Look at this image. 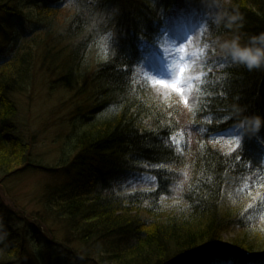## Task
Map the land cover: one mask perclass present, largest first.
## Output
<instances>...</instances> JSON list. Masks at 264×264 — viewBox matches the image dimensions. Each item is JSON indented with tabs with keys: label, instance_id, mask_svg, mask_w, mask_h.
Masks as SVG:
<instances>
[{
	"label": "trees",
	"instance_id": "obj_1",
	"mask_svg": "<svg viewBox=\"0 0 264 264\" xmlns=\"http://www.w3.org/2000/svg\"><path fill=\"white\" fill-rule=\"evenodd\" d=\"M17 1L0 0V10ZM63 1L73 3V13L64 14L57 31L44 22L41 63L58 67L55 82L75 90L71 124L73 134L80 131L71 160L43 167L66 177L47 185V216L40 217L56 220L66 237L57 239L49 229L45 235L41 221L20 226L28 221L26 211L0 198V264H170L194 253V264H234L238 253L264 255V242L256 239H264V227H257L264 216V127L253 134L240 126L246 117H264V68L249 71L224 53L212 60L217 52L211 51L214 41L239 36L246 43L264 32V0H225L243 17L231 28L210 19L202 0H36L38 13L67 9ZM177 7L199 11L208 52L195 108L159 103L134 74L163 43L166 11ZM44 23L33 22L0 57L4 177L42 169L31 162L34 138L15 121L13 96L25 89L39 60L30 44L17 54L21 40ZM105 38L106 59L91 66V53L101 54ZM232 130L240 149L218 147ZM255 192L257 198L251 197ZM232 194L235 205L228 212L222 203ZM231 229L242 233L233 245L221 237ZM219 247L228 252V263ZM56 249L66 259L53 255Z\"/></svg>",
	"mask_w": 264,
	"mask_h": 264
},
{
	"label": "rangeland",
	"instance_id": "obj_2",
	"mask_svg": "<svg viewBox=\"0 0 264 264\" xmlns=\"http://www.w3.org/2000/svg\"><path fill=\"white\" fill-rule=\"evenodd\" d=\"M226 1L230 2V0ZM62 3L63 6L69 4V7L67 9L59 8L60 10L54 12V14L53 11L49 14L44 11L42 14L38 13L41 6H37L36 0H19L14 5L11 4L8 10H0V57L4 55L6 47L12 45L13 40L17 39V35H22L29 31L33 22H47L55 31L59 30L60 26L64 24V14L68 13L67 15H69V13H73V3L71 1H63ZM187 16L198 18L200 25L199 35H194L193 37L191 32L189 35L184 36L185 39L179 45H176L175 42L173 45L168 44L169 50L166 54L168 58L170 54H173V58H170L173 59L172 61L164 58L165 55L164 57L163 55H159L158 60L160 62L158 63V61L154 60L159 68L149 70L150 73L146 72L145 74L147 75H145L139 72L148 63V59L145 58L142 64L136 67L134 74L138 83L145 88L148 96L159 103L172 106L177 105L176 103L182 105L183 102L187 107L195 108L199 99V84L204 74L203 67L208 55L206 46L201 42L203 38L201 15L199 11L187 14L178 7L172 11H166L165 14L167 28H170V21L172 19L177 18L185 21ZM45 26V23L44 25H39L32 34L25 36L26 38L23 37L21 40L23 47H21L17 54L22 56L30 44L32 49L35 50L36 59L39 60L35 63L33 72H31L32 77L28 84V81L26 82L25 89L21 93L15 92V96H13L17 104L15 121L26 132L30 131L34 138L32 141L29 137L31 162L33 161L40 165L42 169L23 168L10 177H4L0 171V198L2 203L10 206L15 204L19 209L26 211L28 221L19 222L20 226L23 224L31 225V222L40 224L43 222L44 225L46 224V226L42 225L45 235H47L45 229H49L56 234L55 237L57 239H63L66 237L62 232L63 226L61 228V225L52 218L45 217L44 219L40 216L42 214L47 216L44 211L47 185L59 183L66 175L62 171H49V169L43 167L60 168L75 156L76 151L74 152L73 146L78 138L77 132L80 130H76V133L73 134L71 121L76 119L72 110L77 106L78 98H73L75 93L73 88L66 90L55 82L56 78H58V67L47 68L41 63L43 62L42 55L44 48H40V46L42 44L41 40L46 36ZM191 38L193 39L188 41ZM227 40H220L219 44L217 41L213 42L211 51L217 52V54L212 56V60L223 56V44ZM102 44L103 47L100 49L101 54L100 52L97 53L99 56L96 57V54L91 53V66L94 65L98 57L99 60L106 59L105 47L107 48L108 39L105 38ZM17 59L11 60L6 66L10 67ZM165 63L168 64L165 65ZM181 68L186 69L183 76H181ZM9 72L7 71L6 74ZM14 76L16 77L15 74ZM15 80L12 79L11 81ZM157 81H164V83H158ZM177 81H179L178 86L182 88V92H178L171 87ZM235 133L236 130H232L229 135L220 137L224 143H217L218 147L223 150H228L229 148L235 149L238 146L237 142H241ZM178 136L179 141H184L183 135L179 134ZM256 195L257 193L255 192V196L251 195V197L257 198ZM233 196L234 194H232V197L226 196L222 203L223 208L228 212L235 205ZM258 218L259 223L257 227L263 228L264 216ZM239 235H242L239 230L231 229L223 232L221 237L225 243L233 245ZM256 239L262 243L264 242L263 238ZM263 249L261 248V250ZM35 251L38 253L39 249L35 248ZM216 252L224 262L228 263L230 256L225 249L219 247ZM53 255H58L59 259L62 260L66 259V256L62 255L58 249L53 252ZM197 255V253L186 254L184 257L174 260L170 264H194L193 257ZM34 257L36 258L35 255ZM236 259V263L234 264H240L241 261H243V264H260L263 261L262 264H264V260L259 259L255 255L251 258L253 260L251 262L240 253L237 254ZM86 264L93 263L88 262Z\"/></svg>",
	"mask_w": 264,
	"mask_h": 264
},
{
	"label": "clouds",
	"instance_id": "obj_3",
	"mask_svg": "<svg viewBox=\"0 0 264 264\" xmlns=\"http://www.w3.org/2000/svg\"><path fill=\"white\" fill-rule=\"evenodd\" d=\"M202 2L208 10V16L217 25L226 22L225 26L231 28L233 24L243 19L238 11H231L225 7V0H202ZM223 49L224 54L234 64L244 66L249 71L264 68V32L252 35L246 43H242L241 38L235 36L224 42ZM239 111L242 112L243 109ZM240 126L247 132L258 133L264 127V117L258 115L246 117Z\"/></svg>",
	"mask_w": 264,
	"mask_h": 264
},
{
	"label": "bare ground",
	"instance_id": "obj_4",
	"mask_svg": "<svg viewBox=\"0 0 264 264\" xmlns=\"http://www.w3.org/2000/svg\"><path fill=\"white\" fill-rule=\"evenodd\" d=\"M171 25H172V30L168 34L169 38L174 37L177 42H182V40L185 39L184 36L189 35L191 32H192L193 37H194V35H199L200 25H199L198 18L196 19L195 17H189L188 21L182 27L179 26L178 21L171 22ZM187 29L189 30L188 32H187ZM192 39L193 38L189 39L188 41H190ZM168 50L169 49L167 47L165 49V51L168 52ZM169 58H173V54H170ZM157 65H158L157 63H155L153 60H151L149 63L144 65L139 72H141L140 74H145L148 70H153L155 68H159Z\"/></svg>",
	"mask_w": 264,
	"mask_h": 264
},
{
	"label": "snow or ice",
	"instance_id": "obj_5",
	"mask_svg": "<svg viewBox=\"0 0 264 264\" xmlns=\"http://www.w3.org/2000/svg\"><path fill=\"white\" fill-rule=\"evenodd\" d=\"M184 71H186V69L181 68V76H183ZM157 82L158 83H164V81H157ZM178 85H179V81H177L176 83H173L171 85V87L178 92H182V88H180ZM185 103H187V101H185ZM237 144H238V148L240 149L241 144L239 143V141L237 142ZM240 264H243V261H241Z\"/></svg>",
	"mask_w": 264,
	"mask_h": 264
}]
</instances>
